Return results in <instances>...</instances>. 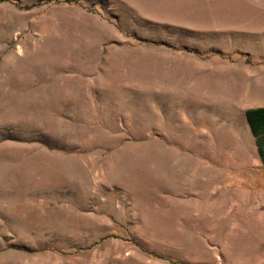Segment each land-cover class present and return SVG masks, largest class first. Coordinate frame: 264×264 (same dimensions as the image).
<instances>
[{
    "label": "rangeland",
    "instance_id": "1",
    "mask_svg": "<svg viewBox=\"0 0 264 264\" xmlns=\"http://www.w3.org/2000/svg\"><path fill=\"white\" fill-rule=\"evenodd\" d=\"M264 0H0V264H264Z\"/></svg>",
    "mask_w": 264,
    "mask_h": 264
},
{
    "label": "trees",
    "instance_id": "2",
    "mask_svg": "<svg viewBox=\"0 0 264 264\" xmlns=\"http://www.w3.org/2000/svg\"><path fill=\"white\" fill-rule=\"evenodd\" d=\"M248 122L254 134L264 133V109L257 108L247 112Z\"/></svg>",
    "mask_w": 264,
    "mask_h": 264
}]
</instances>
